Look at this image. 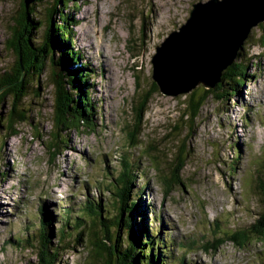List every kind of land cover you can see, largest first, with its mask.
Wrapping results in <instances>:
<instances>
[{"label": "rangeland", "instance_id": "obj_1", "mask_svg": "<svg viewBox=\"0 0 264 264\" xmlns=\"http://www.w3.org/2000/svg\"><path fill=\"white\" fill-rule=\"evenodd\" d=\"M198 1L206 0H41L36 4L37 24L43 27L62 12L68 22L72 19L68 26L72 48L82 52L79 63L84 59L95 72L89 83L97 115L87 128H76L67 120L63 125L54 123L49 52L41 54L46 61L38 78L40 91L31 92L19 105L10 95L0 102V264H34L37 248L18 249L12 241L18 235L27 237L24 228H30L28 234L39 228L46 209L58 215L72 207L71 215L76 216L81 207L100 202L112 214L110 199L119 194L122 179L131 172L135 182L144 186L138 195L146 206L148 226L155 232L160 228L161 235L164 227L163 235L169 238V264L181 260L264 264V243L244 245L241 238L232 241L223 235L258 219L264 224V22L251 28L242 55L233 61H241V69L246 70L237 93L231 91L233 75H224V86L206 88L198 83L197 91L210 89L211 95L191 121L183 113L195 88L177 95L158 90L140 105L141 96L154 88L151 58L156 46L185 23ZM22 2L0 0V74L16 65L11 30L16 29L21 43V14L32 11L31 3L26 10ZM32 36L40 37L37 30ZM12 108H20L23 119L7 128ZM140 114L142 131L138 144L132 146L128 133ZM51 144L55 155L48 150ZM179 147L184 148L181 170L174 160ZM164 176L180 183L167 189ZM148 211L162 224L152 223ZM56 217L54 231L61 225ZM97 228L91 237L103 241V230ZM36 238L32 242L37 245ZM219 238L224 242L217 246ZM83 239L73 248L62 247L57 264H95L97 258L93 253L87 256Z\"/></svg>", "mask_w": 264, "mask_h": 264}, {"label": "trees", "instance_id": "obj_2", "mask_svg": "<svg viewBox=\"0 0 264 264\" xmlns=\"http://www.w3.org/2000/svg\"><path fill=\"white\" fill-rule=\"evenodd\" d=\"M40 2L41 0L30 2L32 5L30 7L32 10L30 11L31 15L29 12L24 13V15L21 14L23 16L21 33L24 37L21 43L18 40L16 29L13 28L11 30L13 41L10 42V45H15L18 58L14 68L0 74V102L10 95L14 97V103L19 105L22 99L29 96L31 92L33 94L38 93L40 86L38 78L42 70H44L46 61L45 59L42 60L41 54L51 51L50 61L54 63L53 65L57 67L59 72L57 73L55 84H57V91L60 94L57 99L54 98V103H52L54 123L63 125L65 120H67L69 125L76 128H87L93 125L97 115V103L90 98L91 83H89L91 74L95 72L92 71V67L84 59L79 63L82 60V52L72 48V32L68 27L72 19L68 22L69 18L65 13L59 14L58 19H51L52 17H50L47 26L43 27L37 24L36 18L40 17L36 15V8L38 7L36 4ZM22 6L23 9L27 10L30 5H26L24 1ZM75 6L78 8L76 3ZM17 20L19 24L20 21L19 19ZM36 30L39 32L40 37L33 39L32 32ZM49 46L50 50L48 49ZM240 50L238 51V56L242 55ZM241 65V61L233 62L222 74V78H224V75L234 76L230 86H233L231 91L235 93H237V88H240L245 82L246 70L241 69ZM31 80H34V84L37 83V86H33V81L31 82ZM49 81H51L50 76ZM223 83H219L216 87L224 86ZM158 90V86L154 82V88L150 93L141 96L140 105L147 104L151 95ZM210 92V89H204L203 91H197L196 88L193 89L188 95L187 111L183 113V116L188 117L190 121L194 117H198L207 97L211 95ZM19 110L20 108H12L10 110L5 123L7 128L12 127L13 124L23 119V115L20 114ZM141 121L142 115L140 114L139 121L135 123V127L128 133V137L133 143L132 146L138 144V137L142 131L140 127ZM47 147L55 155V146L51 144ZM183 152L184 148L179 147L174 156V160L179 162L178 167H180V170L184 162ZM233 159L228 161L229 165L233 163L231 162L234 161ZM235 161L237 162L236 156ZM230 169V171H233L234 167L230 166ZM133 173L131 172L128 177H125V180L122 179L124 183L123 187L120 188L119 194L115 195V198L110 199L111 206H113L112 214L108 208L104 209L100 202L96 205L92 203L81 207L76 216L71 215L72 207L70 210L60 211L58 215L52 214L46 209V215L40 221V227L35 228L32 234H28L30 228H24L27 237L24 238L23 235H18L12 243L18 249L25 247L37 248V251H35L37 258L34 264H57L62 253L60 249L62 247H65L66 250L73 248L74 243L82 241L85 236L86 239L84 238L83 240L87 248V256L91 258L90 253H93L97 258L95 264L103 262L107 251L110 258V262H107L108 264L171 263L172 256L170 257V253L166 248V242L169 238H165L166 236L163 235L164 227L161 235L160 228H157V232H155L153 228L148 226L146 206L139 201L142 199L138 195L141 187L144 186L135 182ZM163 180L167 189L179 181L178 178L173 179L168 176H164ZM148 214L151 215L152 223L157 220L159 224H162V220L157 218L158 216L156 217L150 211H148ZM56 216L61 219V225L54 231L52 220L57 219ZM262 218L264 219V216ZM97 227L100 228L99 230H103L105 237L103 241H98L96 238L92 239L91 237L92 231L96 232ZM223 235L232 241L241 238L244 245L253 242L263 244L264 224L258 219L257 222L245 225L240 230H235L232 233H223ZM36 237H38L37 245L32 242L35 241ZM54 237H56V241L53 239ZM223 242V238L216 240L217 246ZM176 264H184V262L181 260V262Z\"/></svg>", "mask_w": 264, "mask_h": 264}, {"label": "water", "instance_id": "obj_3", "mask_svg": "<svg viewBox=\"0 0 264 264\" xmlns=\"http://www.w3.org/2000/svg\"><path fill=\"white\" fill-rule=\"evenodd\" d=\"M24 1L28 5L34 0ZM263 22L264 0L193 3L185 23L156 46L151 58L152 80L167 95L188 93L198 83L215 88L222 83L223 71L237 58L251 28ZM48 54L53 99H57L60 94L55 82L59 72ZM107 256L108 251L103 264Z\"/></svg>", "mask_w": 264, "mask_h": 264}, {"label": "bare ground", "instance_id": "obj_4", "mask_svg": "<svg viewBox=\"0 0 264 264\" xmlns=\"http://www.w3.org/2000/svg\"><path fill=\"white\" fill-rule=\"evenodd\" d=\"M102 15H103V12H102ZM105 51H107V49H104ZM107 53H108V51H107ZM104 55L106 56V54L104 53ZM103 59V58H102ZM103 61L105 62V65H107L108 63H106V61L103 59ZM107 61H108V59H107ZM109 65V64H108ZM252 113V112H251Z\"/></svg>", "mask_w": 264, "mask_h": 264}]
</instances>
